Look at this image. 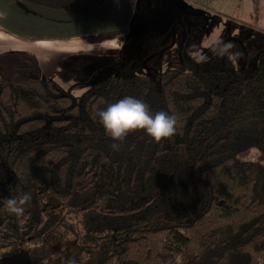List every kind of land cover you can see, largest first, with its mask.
<instances>
[{"label": "trees", "instance_id": "obj_1", "mask_svg": "<svg viewBox=\"0 0 264 264\" xmlns=\"http://www.w3.org/2000/svg\"><path fill=\"white\" fill-rule=\"evenodd\" d=\"M125 96L175 115L176 134L137 130L114 152L97 112ZM21 191L17 217L4 199ZM66 234L95 253L77 264H264V73L188 64L78 97L0 79V258Z\"/></svg>", "mask_w": 264, "mask_h": 264}, {"label": "rangeland", "instance_id": "obj_2", "mask_svg": "<svg viewBox=\"0 0 264 264\" xmlns=\"http://www.w3.org/2000/svg\"><path fill=\"white\" fill-rule=\"evenodd\" d=\"M48 57L43 72L31 77L52 79L61 92L68 90L69 81L81 82L69 90L76 97L110 75L154 77L188 64L202 69L228 67L244 75L255 70L264 73V7L258 0H193L188 5L182 0H137L118 48L74 54L50 51ZM31 77L17 74L0 79ZM56 246L58 251L30 247L21 254L2 256L0 264H65L70 258L78 263L95 257L94 252L79 251L74 237L67 234Z\"/></svg>", "mask_w": 264, "mask_h": 264}, {"label": "crops", "instance_id": "obj_3", "mask_svg": "<svg viewBox=\"0 0 264 264\" xmlns=\"http://www.w3.org/2000/svg\"><path fill=\"white\" fill-rule=\"evenodd\" d=\"M136 6V0H0V77L41 74L50 51L118 48ZM78 83L69 81L68 91Z\"/></svg>", "mask_w": 264, "mask_h": 264}, {"label": "clouds", "instance_id": "obj_4", "mask_svg": "<svg viewBox=\"0 0 264 264\" xmlns=\"http://www.w3.org/2000/svg\"><path fill=\"white\" fill-rule=\"evenodd\" d=\"M99 122L105 133L117 143L110 145L118 152L129 133L142 130L155 142L172 137L176 134L177 117L161 110L152 113L149 105L133 96H125L115 103L97 112ZM31 192L21 191L4 199L7 211L17 217H23L26 208L31 204ZM65 264H77L75 258L65 261Z\"/></svg>", "mask_w": 264, "mask_h": 264}, {"label": "built area", "instance_id": "obj_5", "mask_svg": "<svg viewBox=\"0 0 264 264\" xmlns=\"http://www.w3.org/2000/svg\"><path fill=\"white\" fill-rule=\"evenodd\" d=\"M186 5L191 4L193 0H182Z\"/></svg>", "mask_w": 264, "mask_h": 264}, {"label": "water", "instance_id": "obj_6", "mask_svg": "<svg viewBox=\"0 0 264 264\" xmlns=\"http://www.w3.org/2000/svg\"><path fill=\"white\" fill-rule=\"evenodd\" d=\"M175 1H177V0H175ZM136 5H137V0H136Z\"/></svg>", "mask_w": 264, "mask_h": 264}]
</instances>
